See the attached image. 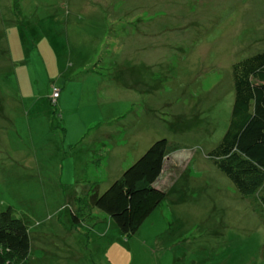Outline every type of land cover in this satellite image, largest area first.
<instances>
[{
	"label": "rangeland",
	"instance_id": "obj_1",
	"mask_svg": "<svg viewBox=\"0 0 264 264\" xmlns=\"http://www.w3.org/2000/svg\"><path fill=\"white\" fill-rule=\"evenodd\" d=\"M0 7V212L27 224L28 264H264L260 215L209 159L233 65L264 52V0ZM160 139L167 196L139 231L87 215L82 191L101 194Z\"/></svg>",
	"mask_w": 264,
	"mask_h": 264
},
{
	"label": "trees",
	"instance_id": "obj_2",
	"mask_svg": "<svg viewBox=\"0 0 264 264\" xmlns=\"http://www.w3.org/2000/svg\"><path fill=\"white\" fill-rule=\"evenodd\" d=\"M232 74L234 103L229 126L209 159L242 196L252 200L264 226V52L235 63ZM55 88L61 93L53 86L48 98L53 106ZM171 151L167 139L157 140L104 192L85 188L81 193L85 201L80 202L89 207L87 215L91 209L100 211L122 236L133 237L167 196L158 183ZM72 217L75 226L85 219L75 211ZM31 248L24 220L11 208L0 212V264H28ZM261 254L264 258V243Z\"/></svg>",
	"mask_w": 264,
	"mask_h": 264
},
{
	"label": "built area",
	"instance_id": "obj_3",
	"mask_svg": "<svg viewBox=\"0 0 264 264\" xmlns=\"http://www.w3.org/2000/svg\"><path fill=\"white\" fill-rule=\"evenodd\" d=\"M59 95H60V90L57 89V88H55V89L53 90V96H52V101H53V103H56V102H57V100H58V98H59Z\"/></svg>",
	"mask_w": 264,
	"mask_h": 264
},
{
	"label": "crops",
	"instance_id": "obj_4",
	"mask_svg": "<svg viewBox=\"0 0 264 264\" xmlns=\"http://www.w3.org/2000/svg\"><path fill=\"white\" fill-rule=\"evenodd\" d=\"M10 6H11V3L9 2V4H8L6 7H7V8H10ZM0 8H2V7H0ZM8 65H10V63H8ZM61 99H62V92H61V95H60L58 101H60Z\"/></svg>",
	"mask_w": 264,
	"mask_h": 264
}]
</instances>
